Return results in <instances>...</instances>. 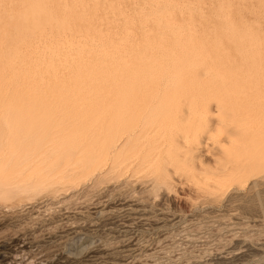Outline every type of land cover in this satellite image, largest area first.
<instances>
[{"label": "rangeland", "instance_id": "rangeland-1", "mask_svg": "<svg viewBox=\"0 0 264 264\" xmlns=\"http://www.w3.org/2000/svg\"><path fill=\"white\" fill-rule=\"evenodd\" d=\"M263 17L0 0V264H264Z\"/></svg>", "mask_w": 264, "mask_h": 264}, {"label": "bare ground", "instance_id": "bare-ground-1", "mask_svg": "<svg viewBox=\"0 0 264 264\" xmlns=\"http://www.w3.org/2000/svg\"><path fill=\"white\" fill-rule=\"evenodd\" d=\"M60 1V0H59ZM56 2H57V0H56ZM64 2V1H63ZM101 2V1H100ZM159 3H160V1H158ZM167 2V1H166ZM145 4V3H144ZM153 4H154V2H153ZM152 4V5H153ZM57 5H58V3H57ZM139 5V4H138ZM151 5V4H150ZM189 5V4H188ZM236 5V4H235ZM66 6V5H65ZM145 6L146 5H144V7H140L139 9H138V11H139V13H140V15H136V16H138L140 19H138V20H141L142 19V17H144V18H146V17H148L151 13H150V11H149V9L151 8V7H149V8H145ZM154 6V5H153ZM115 7V6H114ZM138 7V6H137ZM156 7V6H155ZM170 7V6H169ZM168 7V8H169ZM187 8V7H186ZM237 8V7H236ZM181 9V8H180ZM155 11V10H154ZM250 11V10H249ZM263 11V10H262ZM101 12V11H100ZM131 12V11H130ZM152 12V11H151ZM153 14H154V12H152ZM183 13V12H182ZM228 13V12H227ZM263 13V12H262ZM195 14V13H194ZM224 14H226V13H224ZM92 15V14H91ZM236 15V14H235ZM135 16V18H137ZM152 16V15H151ZM76 17H77V15H76ZM104 17V16H103ZM259 17V16H258ZM134 18V19H135ZM163 18V17H162ZM168 18V17H167ZM216 18V17H215ZM264 18V17H263ZM115 19V18H114ZM147 19V18H146ZM179 19V18H178ZM240 20H241V18H240ZM244 22V21H243ZM178 23V22H177ZM212 23H213V21H212ZM83 24H84V22H83ZM145 24V23H144ZM250 24H251V22H250ZM78 25V24H77ZM99 25H100V22H99ZM131 25V24H130ZM137 25V24H136ZM142 25V24H141ZM168 25V24H167ZM171 25H173V24H170V25H168V26H166V27H168V33H173L174 32V30H175V26H171ZM181 25H183V24H181ZM188 25V24H187ZM84 26V25H83ZM119 26V25H118ZM228 27H229V25H228ZM233 27H234V25H233ZM242 27H244L245 28V26H242ZM262 27V26H261ZM77 28V27H76ZM147 28V27H146ZM230 28V27H229ZM241 28V27H240ZM247 28H248V26H247ZM110 29V28H109ZM81 30V29H80ZM135 30V29H134ZM158 30V29H157ZM242 30H243V28H242ZM246 30V29H245ZM90 31V30H89ZM161 31H162V29H161ZM160 31V32H161ZM164 31H165V29H164ZM212 31V30H211ZM241 31V30H240ZM252 31V30H251ZM227 32H228V30H227ZM242 32V31H241ZM253 32V31H252ZM239 33V32H238ZM238 33H236V35L238 34ZM205 34V33H204ZM241 34V33H240ZM86 35V34H85ZM170 35H174V34H170ZM188 35V34H187ZM235 35V36H236ZM242 35V38H241V36L240 35H237V36H239L241 39H242V42H243V44H244V50H247V48H250V47H252V46H254V44L256 43V34H255V36L254 35H252L251 33H249V32H243V34H241ZM76 36V35H75ZM185 36V35H184ZM208 36V35H207ZM236 36V37H237ZM258 36H260V34L258 35ZM117 37V36H116ZM222 37H224V36H222ZM235 37V38H236ZM263 37V36H262ZM122 38V37H121ZM234 38V39H235ZM261 38V37H260ZM233 39V40H234ZM120 40V39H119ZM236 40V39H235ZM4 41V40H3ZM140 41V40H139ZM132 42V41H131ZM149 42V41H148ZM175 42H176V40H175ZM174 42V43H175ZM235 42V41H234ZM237 42V41H236ZM130 43V42H129ZM157 43V42H156ZM173 43V44H174ZM96 43H94L93 42V44H92V46H91V44H90V46L91 47H89V49H86L87 51L89 50V52H95V51H97L98 49H97V46L95 45ZM98 44V43H97ZM142 44V43H141ZM243 44H239L238 46H240V45H243ZM84 45V44H83ZM88 45V44H87ZM131 45V44H130ZM43 46V45H42ZM101 46H103V45H101ZM148 46V45H147ZM100 47V46H99ZM175 47V46H174ZM236 47V46H235ZM90 48H91V50H90ZM100 48H102V47H100ZM169 48H171V47H169ZM173 48V47H172ZM170 49L169 50V52L171 51V52H173L172 53V55H174L175 53H176V47L175 48H173V49ZM181 48V47H180ZM238 48V47H237ZM240 48V47H239ZM258 48V47H257ZM111 49V48H110ZM124 49V48H123ZM155 49H157V51L156 52H158V54L156 53V55L155 56H157V58L159 59V58H163L166 54H162V53H159L161 50L159 49V48H156L155 47ZM159 49V50H158ZM178 49H179V47H178ZM236 49V48H235ZM120 50V49H119ZM151 50V49H150ZM154 49H152V51H153ZM113 51V50H112ZM240 51H241V49H240ZM138 52V51H137ZM168 52V53H169ZM237 52H238V50H237ZM243 52V51H242ZM116 53V52H115ZM118 53H119V51H118ZM168 53H167V55H168ZM185 53V52H184ZM250 53V54H249ZM117 54V53H116ZM134 54V53H133ZM146 54V53H145ZM160 54H162V56L160 55ZM248 54V58L249 59H252V56H253V54L251 53V52H248L247 53ZM117 55H119V54H117ZM141 55H143V54H141ZM154 55V54H153ZM171 55V56H172ZM231 55V54H230ZM98 56V55H97ZM103 56V55H102ZM120 56H121V54H120ZM129 56H130V53H129ZM237 56V55H236ZM25 58V57H24ZM96 58V57H95ZM98 58V57H97ZM141 58H143L142 56H141ZM138 59V62L140 61V60H142V59ZM150 58H152V57H149V60H148V58H147V61H142L143 62V65H141L142 63H137L136 61V63L139 65V66H145V69H149L152 65H153V63H150L149 61H152L153 59H150ZM156 58V57H155ZM155 58H154V60H155ZM170 59H171V57H170ZM23 60V59H22ZM146 60V59H145ZM153 60V61H154ZM160 60V59H159ZM195 60H197L196 58H195ZM4 61V60H3ZM103 61V60H102ZM115 61V60H114ZM162 61V60H161ZM22 62V61H21ZM40 62V61H39ZM97 62V61H96ZM145 62V63H144ZM147 62H149V63H147ZM160 62V61H159ZM158 62V63H159ZM3 63V62H2ZM137 64H136V66H137ZM145 64V65H144ZM156 64H157V62H156ZM0 65H1V63H0ZM4 65V64H3ZM24 67V66H23ZM115 67V66H114ZM25 68V67H24ZM123 68V67H122ZM140 68V67H139ZM85 69V68H84ZM36 70V69H35ZM22 71V70H21ZM56 72V71H55ZM54 72V73H55ZM94 72H95V70H94ZM125 72V71H124ZM57 73V72H56ZM63 73V72H62ZM69 73V72H68ZM21 75V74H20ZM25 75V74H24ZM61 75V74H60ZM63 75V74H62ZM205 75V74H204ZM29 77V76H28ZM51 77V76H50ZM69 77V76H68ZM101 77V76H100ZM227 77V76H226ZM57 78V77H56ZM228 78V77H227ZM20 79V78H19ZM39 79V78H38ZM6 80V79H5ZM18 80V79H17ZM38 81V80H37ZM45 81V80H44ZM58 81V80H57ZM50 82V81H49ZM56 82V81H55ZM111 82V81H110ZM42 84V83H41ZM56 84V83H55ZM59 85V84H58ZM230 85V84H229ZM240 85V84H239ZM55 87V86H54ZM65 87V86H64ZM46 88V87H45ZM49 88V87H48ZM59 88V87H58ZM37 91V90H36ZM42 91V90H41ZM43 92V91H42ZM46 95V94H45ZM36 96V95H35ZM34 96V97H35ZM39 102V101H38ZM56 103V102H55ZM204 107V106H203ZM256 111V110H255ZM222 146V145H221ZM201 150V149H200ZM242 170V168H241V166H238L237 168H236V172H240ZM14 259V258H13ZM220 262V261H219Z\"/></svg>", "mask_w": 264, "mask_h": 264}]
</instances>
